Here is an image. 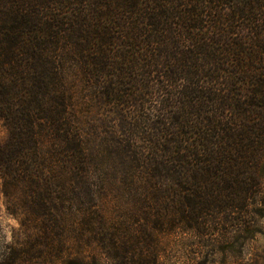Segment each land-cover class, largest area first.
I'll return each mask as SVG.
<instances>
[{
  "label": "trees",
  "instance_id": "16d2710c",
  "mask_svg": "<svg viewBox=\"0 0 264 264\" xmlns=\"http://www.w3.org/2000/svg\"><path fill=\"white\" fill-rule=\"evenodd\" d=\"M0 122V264H74L109 188L175 193L191 229L244 219L264 203V0H0Z\"/></svg>",
  "mask_w": 264,
  "mask_h": 264
},
{
  "label": "rangeland",
  "instance_id": "374dc122",
  "mask_svg": "<svg viewBox=\"0 0 264 264\" xmlns=\"http://www.w3.org/2000/svg\"><path fill=\"white\" fill-rule=\"evenodd\" d=\"M6 140L7 130L0 122V144ZM178 205L177 194L151 187L99 190L95 214L85 217L71 235L68 260L74 264L77 260L83 264H264V203L249 210L244 219L236 210L203 217L195 229L188 222L177 224ZM17 228L5 210L0 181V244L9 243Z\"/></svg>",
  "mask_w": 264,
  "mask_h": 264
}]
</instances>
